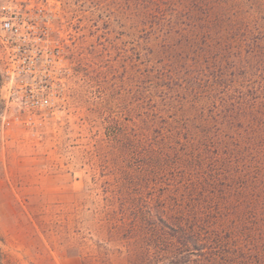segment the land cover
I'll use <instances>...</instances> for the list:
<instances>
[{"label": "rangeland", "instance_id": "obj_1", "mask_svg": "<svg viewBox=\"0 0 264 264\" xmlns=\"http://www.w3.org/2000/svg\"><path fill=\"white\" fill-rule=\"evenodd\" d=\"M36 1L56 10L65 71L56 108L33 115L6 100L0 77V262L152 264L155 233L130 190L143 159L106 129L142 94L162 96L151 74L186 65L205 27L230 37L235 57L248 56L242 30L264 46V0Z\"/></svg>", "mask_w": 264, "mask_h": 264}, {"label": "trees", "instance_id": "obj_2", "mask_svg": "<svg viewBox=\"0 0 264 264\" xmlns=\"http://www.w3.org/2000/svg\"><path fill=\"white\" fill-rule=\"evenodd\" d=\"M202 31L186 65L151 74L162 96L142 94L106 136L143 159L130 190L152 264H264L263 40L240 31L249 51L235 57L230 37Z\"/></svg>", "mask_w": 264, "mask_h": 264}, {"label": "built area", "instance_id": "obj_3", "mask_svg": "<svg viewBox=\"0 0 264 264\" xmlns=\"http://www.w3.org/2000/svg\"><path fill=\"white\" fill-rule=\"evenodd\" d=\"M56 10L36 0H0V77L6 100L27 115L56 108L65 63L56 41Z\"/></svg>", "mask_w": 264, "mask_h": 264}]
</instances>
